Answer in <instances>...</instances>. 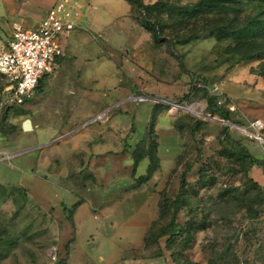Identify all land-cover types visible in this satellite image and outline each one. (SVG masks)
<instances>
[{
	"label": "rangeland",
	"instance_id": "rangeland-1",
	"mask_svg": "<svg viewBox=\"0 0 264 264\" xmlns=\"http://www.w3.org/2000/svg\"><path fill=\"white\" fill-rule=\"evenodd\" d=\"M70 2L85 22L68 31L59 66L31 99L0 114V264H57L74 234L68 208L85 197L100 202L99 192L119 187L141 192L136 201L148 203L156 227H167L172 210L158 216L159 205L177 196L183 177L187 202L177 221L187 231L171 242L166 235L149 248L129 249L125 256L141 261L137 264H264V194L249 180L264 185V51L243 58L253 47H264V39L219 40L209 30L230 17L211 14L175 25L169 18L161 33L174 44L156 43L127 0ZM259 9L258 1H249L234 23ZM5 28L0 17V34ZM190 32L200 36L177 42ZM4 84L0 75V92ZM204 88L231 111L230 121L208 113ZM156 102L164 106L154 108ZM27 119L32 130L23 129ZM108 120L129 128L117 144L108 139L94 147L104 154L93 166L77 170L58 158L54 148L63 131L91 122L88 127L98 129ZM257 120L263 127L252 125ZM153 141L158 166L150 180L138 183L148 157L133 175L135 153L146 154ZM231 147L246 148L262 165L249 166Z\"/></svg>",
	"mask_w": 264,
	"mask_h": 264
},
{
	"label": "crops",
	"instance_id": "crops-1",
	"mask_svg": "<svg viewBox=\"0 0 264 264\" xmlns=\"http://www.w3.org/2000/svg\"><path fill=\"white\" fill-rule=\"evenodd\" d=\"M54 2L0 0V17L5 18L7 27L4 34H0V44L6 42L15 23L26 28L37 26ZM5 11L8 14L6 17L2 15ZM84 22V15H82L81 24ZM69 37L68 32L62 35L63 46L69 44ZM73 117H75L74 114ZM113 118L116 117L113 116ZM91 124L93 123L73 130L66 129L60 134L58 138L60 142L54 148L58 158L78 167L77 170H81L80 165L93 166L95 159L99 158L97 155L104 154L102 150L94 149L95 146L101 147L108 141L117 144L129 128L118 120L112 123L111 120L103 121V126L98 129L88 127ZM108 132L112 137H104ZM67 173L68 171H62L60 174L65 176ZM127 185L128 183L124 184V186ZM125 189L127 188L119 187L99 192L96 197L101 199L100 202H95L88 197L77 201L80 203L75 207L71 217L74 234L71 241L67 242L68 245L67 243L64 245L66 247L64 264H137L141 262L133 257H126L125 254L129 249L143 247L153 211L149 209L145 200L136 201V194L141 192H128ZM116 197L120 200L106 205Z\"/></svg>",
	"mask_w": 264,
	"mask_h": 264
},
{
	"label": "trees",
	"instance_id": "trees-1",
	"mask_svg": "<svg viewBox=\"0 0 264 264\" xmlns=\"http://www.w3.org/2000/svg\"><path fill=\"white\" fill-rule=\"evenodd\" d=\"M130 5L139 10L141 13L140 16V24L144 26L153 36V40L156 43L167 42L168 44H174V40L171 38H167L163 36L161 31L163 30V25L167 23L169 18L173 19V25L182 23V20H193L205 15H218L222 17H230L229 20L221 22L217 25H214L209 32L213 33L217 39L224 40L230 39L233 41L241 42H251L253 40H261L264 39V0H256L261 5V9H259L255 13H249L245 16V19L239 23H234V18L236 19L243 13L244 6L249 1L255 0H197L193 3H188L185 5L170 3L166 0H156L152 3H145L144 0H127ZM200 33L190 32L187 35H184L181 39H177V42L186 43L192 39L198 38ZM261 51H264V47L256 48L253 47L249 50L247 54L243 55V58H249L257 55ZM63 57V56H62ZM60 57L59 59H61ZM45 76L40 80L37 89H41ZM4 86V85H3ZM3 88V87H2ZM1 88V89H2ZM203 95L207 100V111L212 116H218L223 121H230L231 119V111L224 107L218 106L215 97H213L207 89H203ZM185 99L189 98V94L184 96ZM159 106H164L161 102H156L154 108ZM20 107V106H19ZM16 107V108H19ZM8 109L5 112H8ZM155 112V111H154ZM157 122L156 113L153 114L152 121L150 123V131L149 134L154 138L156 136L154 127ZM229 126L224 125L222 129V135L224 138L228 135ZM152 146L149 148V152L146 154L135 153L134 163L132 173L133 175L137 172V166L139 162L148 157V164L146 167L145 174H139L135 177L138 183H143L151 179L153 172L156 170L158 166V156L156 154L157 151V143L153 141L151 143ZM233 152L236 153L237 157L243 161L247 162L249 166H260L263 161L259 158L252 156L248 153L246 148H242L239 151H236L234 147H231ZM250 185L252 188L257 189L258 192L264 194V185H261L257 181H255L251 176L249 178ZM187 202V190L185 186V179L183 177L179 192L176 197L172 199H164L161 201L159 205L158 216L163 217L167 211L170 209L171 212V220L167 227L160 226L156 227L157 219H153L150 222L149 230L147 231L144 244L146 248L154 245L158 242V240L168 235V241L171 242L175 240L177 235H181L185 231H187V227L185 225H181L178 219L179 210L185 205ZM80 202L74 203L72 207L68 208L69 216L72 217L73 211L75 207ZM187 237V234H186ZM72 239V238H71ZM68 241V243L71 241ZM2 240L0 241V243ZM67 243V245H68ZM174 260L178 263L181 262V259L177 255H173ZM65 258L58 259L57 264H64ZM182 264V263H181Z\"/></svg>",
	"mask_w": 264,
	"mask_h": 264
},
{
	"label": "built area",
	"instance_id": "built-area-1",
	"mask_svg": "<svg viewBox=\"0 0 264 264\" xmlns=\"http://www.w3.org/2000/svg\"><path fill=\"white\" fill-rule=\"evenodd\" d=\"M81 17L76 3L56 0L37 26L13 25L6 42L0 44V75L5 80L0 92V114L26 103L40 80L55 71L59 58L64 55L61 37L80 27ZM252 125L263 127L259 120Z\"/></svg>",
	"mask_w": 264,
	"mask_h": 264
},
{
	"label": "water",
	"instance_id": "water-1",
	"mask_svg": "<svg viewBox=\"0 0 264 264\" xmlns=\"http://www.w3.org/2000/svg\"><path fill=\"white\" fill-rule=\"evenodd\" d=\"M163 102H165V103H170V102H168V101H166V100H163ZM221 121H223V120H221ZM23 129L24 130H32L33 129V126H32V121L30 120V119H27L24 123H23Z\"/></svg>",
	"mask_w": 264,
	"mask_h": 264
},
{
	"label": "bare ground",
	"instance_id": "bare-ground-1",
	"mask_svg": "<svg viewBox=\"0 0 264 264\" xmlns=\"http://www.w3.org/2000/svg\"><path fill=\"white\" fill-rule=\"evenodd\" d=\"M188 107V106H187Z\"/></svg>",
	"mask_w": 264,
	"mask_h": 264
}]
</instances>
